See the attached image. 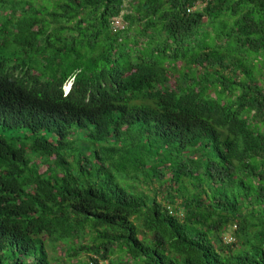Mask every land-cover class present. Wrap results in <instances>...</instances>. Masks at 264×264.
<instances>
[{"label": "trees", "instance_id": "obj_1", "mask_svg": "<svg viewBox=\"0 0 264 264\" xmlns=\"http://www.w3.org/2000/svg\"><path fill=\"white\" fill-rule=\"evenodd\" d=\"M0 264H264V0H0Z\"/></svg>", "mask_w": 264, "mask_h": 264}, {"label": "built area", "instance_id": "obj_2", "mask_svg": "<svg viewBox=\"0 0 264 264\" xmlns=\"http://www.w3.org/2000/svg\"><path fill=\"white\" fill-rule=\"evenodd\" d=\"M112 29L114 32H118L121 31L123 29H125V23L123 22V18L122 15L113 19L112 23H111ZM167 208L169 209L171 214H176L175 209L171 206V205H167ZM226 234V233H225ZM224 234V235H225ZM225 241L228 243H232L234 241H236V237L235 234L231 233L226 237H224Z\"/></svg>", "mask_w": 264, "mask_h": 264}, {"label": "rangeland", "instance_id": "obj_3", "mask_svg": "<svg viewBox=\"0 0 264 264\" xmlns=\"http://www.w3.org/2000/svg\"><path fill=\"white\" fill-rule=\"evenodd\" d=\"M184 213H183V211L181 210V212H179V215H183ZM235 229H236V226L235 225H233L232 227H230L228 230H227V232H226V234L224 235V237H226L227 238V236L229 235V234H231V233H235ZM236 240V239H235Z\"/></svg>", "mask_w": 264, "mask_h": 264}, {"label": "clouds", "instance_id": "obj_4", "mask_svg": "<svg viewBox=\"0 0 264 264\" xmlns=\"http://www.w3.org/2000/svg\"><path fill=\"white\" fill-rule=\"evenodd\" d=\"M71 86H72V82H68L65 86H64V90H65V93H69L70 89H71Z\"/></svg>", "mask_w": 264, "mask_h": 264}]
</instances>
